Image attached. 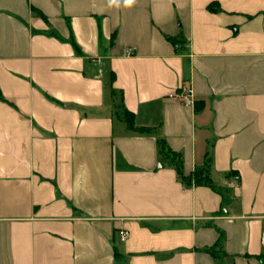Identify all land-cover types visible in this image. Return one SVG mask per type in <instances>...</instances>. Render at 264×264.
<instances>
[{"label": "crops", "instance_id": "0c3cea01", "mask_svg": "<svg viewBox=\"0 0 264 264\" xmlns=\"http://www.w3.org/2000/svg\"><path fill=\"white\" fill-rule=\"evenodd\" d=\"M0 264H264V0H0Z\"/></svg>", "mask_w": 264, "mask_h": 264}, {"label": "trees", "instance_id": "16d2710c", "mask_svg": "<svg viewBox=\"0 0 264 264\" xmlns=\"http://www.w3.org/2000/svg\"><path fill=\"white\" fill-rule=\"evenodd\" d=\"M219 7L218 3L212 2L208 5L209 10H217ZM175 42V40H173ZM124 122L127 124V128L130 131L137 132L140 134L151 133L150 129L144 127H137L134 121V114L125 110L124 111ZM158 155L159 162L161 165L172 166L177 171V175L181 182L187 186H209L216 190L211 173L213 166L212 156L207 155V159L202 168L196 169L190 176H186L183 171V157L181 154L171 150L167 142L164 139H158Z\"/></svg>", "mask_w": 264, "mask_h": 264}, {"label": "built area", "instance_id": "2783aa9c", "mask_svg": "<svg viewBox=\"0 0 264 264\" xmlns=\"http://www.w3.org/2000/svg\"><path fill=\"white\" fill-rule=\"evenodd\" d=\"M170 97H176V95L175 94H170ZM177 98H179V100L181 102H183V104L185 106H191V105L194 104V101L192 99L191 93L188 90L182 92L179 96H177ZM233 179L238 182V181H240V176L239 175H234ZM119 236H120V241L121 242H125L127 240L128 236H129V233H128L127 230L122 229L119 232Z\"/></svg>", "mask_w": 264, "mask_h": 264}, {"label": "rangeland", "instance_id": "374dc122", "mask_svg": "<svg viewBox=\"0 0 264 264\" xmlns=\"http://www.w3.org/2000/svg\"><path fill=\"white\" fill-rule=\"evenodd\" d=\"M124 113H125V112H124V111H122V115H123L122 117H123V118H124Z\"/></svg>", "mask_w": 264, "mask_h": 264}]
</instances>
